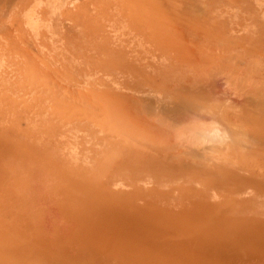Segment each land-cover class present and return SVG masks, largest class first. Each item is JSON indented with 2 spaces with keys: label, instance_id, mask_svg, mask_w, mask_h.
Listing matches in <instances>:
<instances>
[{
  "label": "rangeland",
  "instance_id": "374dc122",
  "mask_svg": "<svg viewBox=\"0 0 264 264\" xmlns=\"http://www.w3.org/2000/svg\"><path fill=\"white\" fill-rule=\"evenodd\" d=\"M0 264H264V0H0Z\"/></svg>",
  "mask_w": 264,
  "mask_h": 264
},
{
  "label": "bare ground",
  "instance_id": "6f19581e",
  "mask_svg": "<svg viewBox=\"0 0 264 264\" xmlns=\"http://www.w3.org/2000/svg\"><path fill=\"white\" fill-rule=\"evenodd\" d=\"M248 106H249V105H248ZM260 120H261V119H260ZM259 122H260V121H259ZM260 123H261V122H260ZM216 128H217V127H216ZM221 128H222V127H221ZM224 129H225V128H224ZM212 130H213V129H212ZM213 131H214V130H213ZM221 131H222V130H221ZM221 131H220V132H221ZM200 134H201V133H200ZM205 143H207V142H205ZM218 147H219V146H218Z\"/></svg>",
  "mask_w": 264,
  "mask_h": 264
}]
</instances>
